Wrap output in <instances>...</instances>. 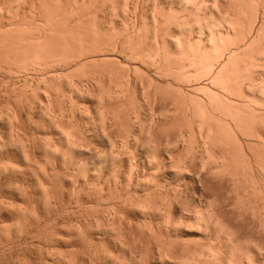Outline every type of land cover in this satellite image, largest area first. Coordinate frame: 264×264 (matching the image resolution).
Returning <instances> with one entry per match:
<instances>
[{
  "label": "bare ground",
  "instance_id": "obj_1",
  "mask_svg": "<svg viewBox=\"0 0 264 264\" xmlns=\"http://www.w3.org/2000/svg\"><path fill=\"white\" fill-rule=\"evenodd\" d=\"M35 1L39 6L32 4L38 8L31 4L29 14L23 10L31 21L25 14V21L22 17L17 24H11L13 27L8 25L9 29L0 25L6 29L0 28V75L6 74L11 79L5 80V90L0 93L5 104L1 107L0 101V126L10 130L6 133L9 138L3 136L13 141L8 145L14 141L22 144L24 137L20 135L24 132V136L27 133V138L30 137L27 129L31 127L47 128V131L58 128V132L64 133V136L60 134L61 140L65 137L67 149L74 150L79 158L65 155L73 153L63 152L64 147L59 152L61 158L71 157L67 158L71 162L63 161L66 164L62 169L76 163L72 174L75 179L70 181L76 182L82 176L83 186L79 190L84 192L85 201L78 190L76 204L85 203L86 207L76 220L74 212L56 208L63 202L56 193L57 170L48 160L52 154L57 157L56 149L61 151L55 145L58 139H53V147L50 142L46 144L52 147L48 150H43V146L51 138L41 142L43 157L48 152L51 154L50 158L40 155L44 159L41 163L46 165L43 167L41 159L32 157L29 149L22 150L27 148L25 137V147L20 145L24 152L21 157L25 158L22 162L30 165L33 158L34 164L35 161L41 164H36L37 167L47 169V162L51 169L54 165L50 178L55 185L48 179L49 169L44 176L42 168L32 166L33 163L30 166L34 169L28 166L29 171L34 170L31 172L35 178L41 174L36 185L42 187L43 180H49L50 188L45 184L46 189L43 187L41 192L44 204L40 203L44 206L40 213L34 208L38 204L31 205L32 196L30 199L25 194L27 186L20 184L21 191L10 189L13 190L10 194H16L22 201L17 202V208L11 207L10 202L5 212L17 209L14 212L22 220L10 218L13 225H18L13 226L17 230L10 229L12 224L0 226L2 229L8 226L5 232L16 231L12 239L10 231L5 239L9 242L0 246L3 253L0 264L5 250L11 251L14 245L21 247L28 239L36 240L35 233L38 237L45 231L43 226L56 224L63 214V222L69 225H66L68 238L84 244L86 255L83 253L79 259V253L80 256L59 252L57 255L54 251V255L46 252L47 255L35 258L10 255L11 259L6 256L4 262L8 259L12 264H264V0H147L151 1L149 16L143 15V8L142 14H138L140 0H79V4L77 0ZM129 2L134 16L132 20L128 17L131 23L125 18L129 14ZM19 3L13 9L14 16L17 13L15 19L21 9L16 6ZM171 3H176L179 9H173L177 6L171 7ZM106 6H109V18L107 14L101 17ZM7 7L11 13L12 8ZM34 75L39 81L33 86ZM56 77H59L57 82ZM75 77L79 79L75 81ZM58 82L61 85L57 88ZM63 82L71 88L68 93L61 88ZM73 93L81 103L72 98ZM68 99L72 117L79 111L84 116L90 115L92 103L95 105L97 114L88 117V124L92 125L89 133L83 134L69 120L72 130L67 131L68 125L66 130L61 129ZM33 114L40 116L34 119ZM38 135V139L33 136L40 142L41 134ZM33 136L28 141H34ZM5 139L3 142L0 138V146L9 142L5 143ZM84 140L91 146L99 141L106 149L95 157V148L93 153L84 150ZM8 145L5 146L11 147ZM82 157L91 161L90 174L84 170L86 160ZM12 167L13 171L18 170L16 176L25 168ZM35 167L39 174H35ZM23 172V179L18 177L20 183L26 178ZM8 181L6 185L11 187ZM23 201L31 207L25 209ZM13 220H17L15 224ZM124 221L127 229L122 227ZM132 233L142 242L137 247L140 255L131 250L136 247L131 245ZM54 235L51 233L49 237ZM57 236L59 239L60 235ZM110 243L129 255L125 251L124 255H119L121 251L117 255L107 254L105 250ZM153 243L157 246L156 255H150Z\"/></svg>",
  "mask_w": 264,
  "mask_h": 264
},
{
  "label": "rangeland",
  "instance_id": "obj_2",
  "mask_svg": "<svg viewBox=\"0 0 264 264\" xmlns=\"http://www.w3.org/2000/svg\"><path fill=\"white\" fill-rule=\"evenodd\" d=\"M2 1H3V0H0V3H1L0 5L3 6V8H2V6H0V9L2 10V13H0V18H1V19H0V25H1L2 27H6V28H8V25H9V27H10L11 24H13V25H14V24H17V22H20L21 20L24 19V15L29 11L32 2H34L33 4H37V3H36L37 1H35V0H32V1H31V0H30V1H29V0H25V2L27 1V2L29 3V5H28V3H27V4L24 3V4H26V6H25V5L23 4L24 1L22 2V5H21V3L17 2V1L14 2V1L11 0V1L14 3V4H13V7H12V5H11L12 2H11V1H10L11 3L9 2L10 5H8L9 3L6 5V3H7L8 0H4L5 2L3 1V3H5L6 6H4V4L2 3ZM47 1H48V0H47ZM70 1H71V0H70ZM75 1H76V0H75ZM142 1H144V2L146 1V2H145V3H144V2L141 3ZM20 2H21V1H20ZM30 2H31V3H30ZM76 2L78 3L79 0H77ZM150 2H151V1L140 0V6H139V9H138V10H140V12L138 11V14H139V15H141L142 13H143L144 16H145V14H146L147 16L150 15V13H151V7H150L151 3H150ZM15 3H16V4H17V3L20 4V6H18L19 4L16 5L18 8L21 7V9L19 8V9H18L19 11H17L19 14H18V17H16V19H15V16L17 15V13H16V15L14 16V13L16 12V11H14V10L17 9V8L15 9V7H14V6H15ZM33 4H32V6H33ZM78 4H79V3H78ZM144 4H146L147 6H146V5L144 6ZM171 4H173V3H171ZM174 4H175V6H174ZM174 4L171 5V7H176V6H177L176 3H174ZM23 5H24L25 7H28V8H25ZM37 5L39 6V2H38ZM131 5H132V4L129 2V12H128L129 14L125 16V18H127L126 21H127V22L130 21V23H131L132 18L134 19V16H133V9H132ZM141 5H142V7H141ZM7 6H9L10 8H12L11 13H10V10H7V9L5 8V7H7ZM22 6H23V9H22ZM35 6H36V5H35ZM35 6H33L34 9H35V8H38V6H36V7H35ZM9 7H7V8H9ZM4 8L7 10V12L9 11V14H11L10 16L8 15L7 12H4V11H6V10H4ZM10 8H9V9H10ZM24 8H25V9H24ZM108 8H109V6H106V7H105V12H104L103 14H101V17H103L102 15H104V14H105V15H104L105 17H106V14L108 15L106 18H109V17H110V15H109V14H110V13H109L110 11H107ZM142 8L144 9V10H143L144 12L142 11ZM13 9H14V10H13ZM173 9H179V7L177 6L176 8H173ZM20 10H21V11H20ZM23 10L26 12L25 14H24V11H23ZM26 10H27V11H26ZM131 10H132V11H131ZM141 11H142V13H141ZM149 11H150V12H149ZM12 12H13V13H12ZM22 12H23V13H22ZM106 12H107V13H106ZM130 12H131V14H132L133 17H132V16L130 17ZM148 13H149V14H148ZM6 14H7V15H6ZM12 14H13V17H12ZM21 14H22V15H21ZM28 14H29V12H28ZM28 14H26V17H25V18L29 20V16H28ZM1 15H2V16L4 15V16L2 17ZM5 15H6L7 17H6ZM19 15H20L21 17H20ZM4 17H5V18H4ZM8 17H10V19H9ZM22 17H23V19H22ZM128 17L131 18V20H129ZM36 18L38 19V17H36ZM26 19H24V21H25ZM30 19H32L31 16H30ZM37 19H35V20H37ZM11 20H12L13 22H12ZM16 20H17V21H16ZM19 20H20V21H19ZM28 20H27V21H28ZM8 21H9V23H8ZM15 21H16V22H15ZM27 21H26V22H27ZM29 21H31V20H29ZM14 22H15V23H14ZM130 23H129V24H130ZM13 25H11V26L13 27ZM1 26H0V28H1L2 30H6V29L2 28ZM10 28H11V27H10ZM8 29H9V28H8ZM197 31H198V30L195 29V31H194L195 34H196ZM193 36H196V35H193ZM137 65H138V64H137ZM141 69L145 70V67H141ZM57 71H59V70L57 69ZM60 72H61V71H60ZM58 73H59V72H58ZM56 74H57V73H56ZM3 76H4V77H3ZM56 76H57V75H56ZM5 77H6V78H5ZM36 77H37V76L34 75V76H33V79L31 78V80L34 81V82L32 83L33 86L37 84V83L35 84L36 81H37V82L39 81V78H36ZM8 78H9V77H8L6 74H2V73H1V75H0V84H1V85H0V88H1L0 93H1V92H4L5 87H6V86L4 85V84H5V80H6V79L8 80ZM56 78H58V80L56 79V82L59 81V77H56ZM19 79H22V78H19ZM36 79H37V80H36ZM76 79L78 80L79 78H78V77H77V78L75 77L74 80L77 81ZM10 80H11V79L9 78V81H10ZM3 81H4V83H3ZM9 81H7V82H9ZM12 81H14V79H12ZM12 81H11V82H12ZM21 81H22V80H20V82H21ZM61 81H63V80H60V82H61ZM60 82L56 83V85H57L56 87H57V88L60 87V85H61ZM59 84H60V85H59ZM3 85H4L5 87H3ZM63 85L66 86V87H64ZM187 85H188V84H187ZM67 86H68V85L66 84V82H63L61 88H65V91L68 93V92L70 91L71 88L69 89V87H67ZM184 87L187 88L186 85H185ZM61 90H62V89H61ZM56 92L58 93L59 91H56ZM75 94H76V93H73V95H74L75 97L72 95V98H74V100L77 101V103H78V102H80L81 100H79V99H80V98H78L79 96L77 97V94H76V95H75ZM1 95H2V94H0V96H1ZM58 95H59V94H58ZM1 98H3V96H1ZM1 98H0V101L2 102V99H1ZM77 99H78V100H77ZM86 101H88V100H86ZM1 102H0V103H1ZM66 102H67V100H66ZM66 102H65V106H64V107L67 109V110L65 109V112H64V113H65L64 115H65L66 118H65V120H64L65 123L63 122L65 125L62 124L61 129H65V130H66V128H67L66 125H68V128H69V129L67 128V131H68V130L71 131V130H72V129H71V126L74 125V124L76 123L77 126H78V128H79V129H78L79 131H81L83 134H84L85 132H86V133H89L90 129H92V128H91L92 125L90 126V125L88 124V123H89V122H88V121H89V118H88V117H89L90 115H91V116H92V115L94 116L95 114H97L96 112H94V110H95V109H94V108H95V105H93V103H92L91 106L94 107V108H93V110H90V111L93 112V113L91 112L90 115H88V116L85 115V116H84V113H81L80 111H79L78 113H81V114H78V113H77L78 110H77V111L75 112V114L77 113V115H74V117H72V116H73V113H71L72 110L70 109L71 107H70V105H69V104H70V103H69V99H68V102H67V103H66ZM2 103L4 104V102H2ZM2 103H1V107H2V106L5 107V104L2 105ZM80 103H81V102H80ZM88 103H89V101H88ZM85 104H86V102H85ZM66 105H67V106H66ZM89 105H90V104H89ZM4 109H5V108H4ZM91 109H92V108H91ZM82 111L84 112V110H82ZM95 111H96V110H95ZM94 113H95V114H94ZM70 114H71L72 116H71ZM82 114H83V115H82ZM37 115H38V114H36V115L33 114V115H31V117L34 116L33 118H34V119H35V118L37 119V117L40 116V115H38V116H37ZM76 116H77V118H75ZM82 116H84V118H83ZM71 117H72L73 119H72ZM86 117L88 118V120H87ZM39 118H40V117H39ZM94 118L97 119L98 117L95 116ZM67 120L70 121V124H72L71 126H70V124H69V121H67ZM81 120H82V121H81ZM86 120H87V121H86ZM84 121H85V122H84ZM78 122H79V123H78ZM76 124L73 126L74 128H75ZM82 124H83V125H82ZM63 125H64V128H63ZM85 125H87V126L85 127ZM88 125H89V126H88ZM0 127H1V128H0V134L2 135V136L0 135V138H1V139L3 140V142H4L5 137H7V136H8L7 138L10 137V135H7V134L10 132V130L8 131L7 127H5V129H4V128H3L4 126H0ZM73 127H72V128H73ZM89 127H90V128H89ZM84 128H86V129H84ZM29 129H30V130H29ZM29 129H27L28 131H30V133L27 131V132L29 133L28 136L32 137L33 135H36V138L38 139V137H39L38 134H41V135H40V138H39V139H41V141L39 142L37 139H36V140H37V141H36V140H35V136H33V137H34L33 140L36 141V142H35L36 144H33L34 141H32V142L28 141V140H31L32 138L28 137V138H30V139H28V138H27V133H26V136H24L25 133L23 132V133H24V134H23V133L21 132V133L23 134V136H22L21 133H20V134H21L20 136H21V138L24 137V138H23L24 140L22 139L24 142L26 141V140H25V137L27 138V141H26V143H25V144H26L25 146H27V148H22V150L24 151V150H26V149H29V150H27V151H29V154L32 153V154H31L32 157H34L35 159H36V158H37V159H41V160H39L40 163H41L42 161L44 162V159H43V158H47V157H45V156H48V158L51 157V154H50L47 150L50 149L51 146L53 147V145H54V141H53V139H58V140H56V144H55V145H56V148H59L60 150H61V149L63 150V148L65 147L66 150H63V152H65V151H72L71 153H73V154H69V152H67L68 154H67L66 152H65L66 154H65V153H64V154H65V155H69V156H72V155H73V158L75 157V158H77V159H75V158H74V159H75V160H78L79 157L77 156V154H75L76 152H75L74 150H68V149H67L68 146L66 145L67 143H66V142H63V141L65 140V137L63 138V139H64L63 141L61 140V137L64 136L65 134H64V133H61V131H59V132H60V133H59V132L57 131L58 128L56 129V131H57L58 133H57L56 131H54L55 129H53V131H52L51 128H50L48 131H47V128H46V129H42V130H41V128H38L37 130H35V128L33 129V127H31V128H29ZM2 130H3L4 133L2 132ZM6 130H7V131H6ZM32 130H34V133H33ZM44 130H45V132H44ZM59 130H60V129H59ZM78 130H77V131H78ZM38 131H40V133H39ZM49 131H51V132H49ZM84 131H85V132H84ZM87 131H88V132H87ZM43 132H44V133H43ZM47 132H48V133H47ZM52 132H53V133H52ZM6 133H7V134H6ZM31 133H33V134H31ZM49 133H51L50 136L53 135V138L49 136ZM54 133H55V136H56V137L60 136V138H54V137H55V136H54ZM56 133H57V134H56ZM73 133H74V132H73ZM5 134H6V135H5ZM47 134H48V136H47ZM60 134H61V135L63 134V135L61 136ZM4 135H5V137H3ZM31 135H32V136H31ZM42 135H44V136H42ZM45 135H46L47 137H46ZM72 136H73V135H72ZM42 137H46V138H42ZM7 138L5 139V143H6V141L8 140ZM48 138H49V139L51 138V139L49 140ZM43 139H44V140H45V139L49 140V141H46V140H45V142H47V143H45L44 146H43V144H42V143H44V140H43ZM10 140H11V138H10ZM15 140H16V138H15ZM8 141H9V140H8ZM23 141H22V142H23ZM42 141H43V142H42ZM52 141H53V144L51 143ZM61 141H62V142H61ZM65 141H66V140H65ZM11 142H13V141H9V142H7L5 145H8V143H11ZM14 142H15V143H13L14 145H13V144H12V145H13V147L15 146V148H13L11 144H9V145H11V147H10L9 145H8L9 147H7V146L3 145V143H2V145L0 146L1 149L3 148L2 151L0 152V171H2V172H0V176H1V179H0V187L2 186L1 189H0V196H1V197H0V200H3V201H0V206H1V207H0V214H1V215H0V220L3 219L2 221H0V226H1V225H2V227L5 226V225H6L5 223H7V224L10 225V224H12V220H11V219H14V220H15V219H18V216H17L16 213H15V212L17 211V209L14 210L13 208H11V209H13V210H10V208H9L8 210L13 211V212H12V213L9 212L8 214H6L5 211H7V208H6V207H8V206L10 207V204H9L10 202L13 203V205L11 204V207H15V206H17L18 203H20V202L22 201V200H21V201L18 200V198L15 196L16 194H14L13 192H12L13 194H10V192L13 191V190H10V189H14V190H15V189H16V190L18 189V190L21 191V190H22V187H21L20 184H23V185H22L23 187L27 186V189H26V188H23L24 190H25V189L27 190V191H26L27 193H26L25 191H22V192H25V194H27V195L29 194V198L32 196V197H31L32 199L30 198L31 201H32V202H31L32 207H33V206H36V205L38 204L36 207H34V208H37V210H38V211H36V209H35L36 213H40L39 211H40V210H41V211L43 210V209H42V206H44V205H43V204H44V202H43V201H44V198L42 197V196H43V195H42L43 193H41V192L43 191V187H45V186H44L45 184H46V186H47L48 188H50V185H48V184H49V183H48V182H49L48 179L51 180L50 177H53V176H52V175H53L52 170H53L54 168L57 170V171H56L57 174H58L59 172H60V173H59L58 175L56 174V178L58 177L57 180H56V182L54 181L53 178H52L51 182L53 181V182H55V184L57 185V186H56V191H57L56 193H58L57 196H60V197H61V201L63 202V205H60V207H58L59 204H57V205H56V208L61 209V208L64 207L68 212H70V213L74 212L75 214H74L73 216H75V220H76L77 215H78V214H79V215L81 214V213H80L81 210H85L86 204H85V203H81V204H79V205L76 204V198H78V196H79L78 194H79L80 192H81V193H80V197L84 199L83 201H85V197H83V196H84V192H82L81 190H79V188L83 186V184H82V183H83V182H82L83 179H81L82 176H81V178H80V177H79V178L77 177L79 180L76 179V180H75L76 182H74V181L71 182V181H70V180H72L71 178L75 179V177L72 176V174H74V173H73V168L76 169V167H77V166H74L76 163L73 165V163H74L75 160L72 158V160H73V161H72V165H73V166H71V165L68 166V164H67L66 167H65L66 169L63 170L62 168H63V166H65V164H66V163H63V161H64V162H65V161H66V162H67V161L69 162V161H70L69 159H71V157H68V156H67V157L65 158V155H64V157H63L64 160H63V158H61L63 155L61 156V153H59V152H62V150H61V151H58V150L56 149V155H57V157H56V156L54 157V155L52 154V156H53V157H51L52 159H49V160L47 159L48 162L52 161L51 164L53 163V164L55 165V167H54V165H52V169H51V165H50V163H48L47 160L45 159V160H46L45 162H47V165H48V166L50 165L49 168H48V166H47V169H49V173H48V171H46V170H47L46 168L37 167L38 165H36V164H40V163H38V161H35L36 163L34 164V163H33L34 161L32 160L33 158L30 159V160H31L30 165H32L31 163H33L32 166H36V167L39 168V169L42 168V169H40V170H41V174H42V170H43V174H42V175L46 176V175H45V172L48 173V175H47V176H49L48 179L45 178V179L43 180V181H44V182H43L44 185H42L43 183H41V182H42V181H41L42 179H39V181H40V183H41V185H42V187H41V186L36 185V184H37V181H38L37 178H39V176L41 175V174H39V173H40V172L38 171L39 169L36 170L37 168L35 167V172H36L35 174H39V175H37L38 177L36 176V178H35V176H33L34 174H32V172H31V171H34V170H33L34 167H32V166H30V165H26V164H28V163H26L25 165H24V163H23L24 160H25V158H24V157H21V156H23L22 154L24 153V152L22 153L21 146H22V145L24 146V144H23L24 142L22 143V142H21V139H20V142H21L22 144L18 143L19 141L17 142L18 144L16 143V141H14ZM27 142H28V143H27ZM29 142H30V143H29ZM41 142H42V143H41ZM49 142H50L51 146L46 145V144H49ZM58 142H59V143H58ZM84 142H85V143H84ZM0 143H1V140H0ZM40 143H41V144H40ZM82 143H83L82 145H84V146H83L84 150H89V151L91 150V152H92L94 148L96 149V150L93 151V152L96 151V153H94V156H95V157L99 154V152H100V154H101V153H102L101 151L103 150V148L106 147L105 143H104L105 147H103V146H102L103 144H101V143L98 144L99 141H95V142H94L96 145H95L94 143H91L92 146H91L90 144H88V143H90V142H88V141L86 142V140H84ZM15 144H16L18 147H17ZM58 144H59V145H58ZM61 144H62V145H61ZM63 144H64V145H63ZM20 145H21V146H20ZM37 145H38V147H37ZM45 145H46L47 147H46ZM60 145H61V148H60ZM94 145H95V147H93ZM97 145H98V147H97ZM3 146H4V147H3ZM19 146H20V148H19ZM25 146H24V147H25ZM35 146H36V147H35ZM42 146H43V150H44V148H47V150H45V153L48 152L46 155H44V157H43V154H42L44 151H43V152L41 151V150H42V149H41ZM34 147H35V148H34ZM52 147H51V149H52ZM85 147H86V148H85ZM101 147H102V148H101ZM12 148H13V149H12ZM16 148H17V151H15ZM88 148H90V149H88ZM7 149H8V151H6ZM32 149H33V150H32ZM36 149H37V150H36ZM38 149H39V150H38ZM98 149H99V150H98ZM105 149H106V148H105ZM20 150H21V151H20ZM97 150H98V152H97ZM100 150H101V151H100ZM115 150H116V149H115ZM27 151H26V152H27ZM32 151H33V152H32ZM34 151H35V152H34ZM36 151H37V152H36ZM49 151H51V150H49ZM6 152L8 153V155H7ZM93 152H92V153H93ZM103 152H104V151H103ZM1 153H2V154H1ZM21 153H22V154H21ZM57 153H59V154H57ZM20 154H21V155H20ZM27 154H28V153H27ZM29 154H28V156H30ZM34 154H35V156H36V155H37V156L35 157ZM41 154H42V157H43V158L40 156ZM62 154H63V153H62ZM75 155H76V156H75ZM31 156H30V157H31ZM38 156H40L41 158L38 157ZM8 157H9V158H8ZM30 157H27L28 160H29ZM95 157H94V158H95ZM22 158H24V159H22ZM54 158H55V159H54ZM67 158H69V159H67ZM82 158H83V160H84V159L87 158V157L85 156V158H84V157H82ZM37 159H36V160H37ZM53 159H54V160H53ZM66 159H67V160H66ZM2 160H3V161H2ZM8 160H9V162H8ZM10 160H11V162H10ZM22 160H23V162H22ZM30 160H29V161H30ZM85 160H86L85 165H86V164H87V165H86V166L83 165L85 168H84V167H82V168H84V170L86 169V170L89 171V172L87 171L88 173H86V174H90V173H91L90 171H91V169H92V167H91V165H90L91 161H88V162H87V160H90V159H85ZM6 161H7V162H6ZM19 161H21V163H20ZM32 161H33V162H32ZM53 161H54V162L56 161V162L54 163ZM5 162H6V163H5ZM25 162H26V161H25ZM27 162H28V161H27ZM43 162H42V163H43ZM59 162H60V163H59ZM70 162H71V161H70ZM70 162H69V163H70ZM4 163H5V164H4ZM8 163H10V164H8ZM13 163H14V164H13ZM15 163H16V164H15ZM22 163H23V164H22ZM42 163H41V164H42ZM6 164H7L9 167H8ZM12 164H13V165H12ZM17 164H18V166H17ZM19 164H20V165H19ZM41 164H40V165H41ZM45 164H46V163H45ZM63 164H64V165H63ZM2 165H4L5 168H7V169H3L4 167H3ZM14 165H15V168L17 167L16 169H20V167H22V168L25 167L26 169H25V168H24V170L20 169L19 172H18V175L16 176L15 173H17L16 171H18V170L13 171L14 168H13L12 166H14ZM40 165H39V166H40ZM89 165H90V167H89ZM19 166H20V167H19ZM26 166H27V167H26ZM28 166L32 167L33 169H32L31 171H29L31 168L28 169ZM41 166H43V164H42ZM92 166H93V165H92ZM1 167H2V170H1ZM11 167H12L13 169H10ZM43 167H46V165H44ZM53 167H54V168H53ZM8 169H9L10 171L12 170L14 173H13L12 171L10 172ZM50 169H51V170H50ZM60 169H61V170H60ZM67 169H68V171H67ZM89 169H90V170H89ZM6 170H8V172H7ZM21 170H22V171H21ZM27 170H28V171H27ZM44 170H45V171H44ZM59 170H60V171H59ZM23 171H24V172H23ZM58 171H59V172H58ZM3 172H4V173H3ZM5 172H7V173H5ZM9 172H10V175L8 174ZM21 172H23V173H22L23 175H24V173H25L24 176H25L26 178H24V180L21 181V183H20V181H19L20 179H19V178H21V180L23 179V178H22V175H21ZM27 172H28V174H27ZM29 172H30V173H29ZM37 172H38V173H37ZM50 172H52L51 175H50ZM76 172H77V170L75 171V173H76ZM83 172H85V171H83ZM11 173H12V174H11ZM13 174H15V176H13ZM26 174H27V176H26ZM63 174H64V175H63ZM69 174H70V175H69ZM81 174L83 175L82 172H81ZM81 174H80V175H81ZM7 175H8V176H7ZM11 175L13 176V178L11 177ZM30 175H31V176H30ZM67 175H68V176H67ZM24 176H23V177H24ZM28 176H29V177H28ZM64 176H66L67 178L64 177ZM78 176H79V175H78ZM5 177H6V179H5ZM15 177H16V178H15ZM18 177H19V178H18ZM30 177H31V178H30ZM32 177H33V178H32ZM59 177H60V178H59ZM2 178H3V179H2ZM17 178H18V179H17ZM41 178H44V177L41 176ZM68 178H69V179H68ZM14 179H15L16 181H15ZM36 179H37V180H36ZM66 179H67L68 181H67ZM8 180H10V181H8ZM12 180H13V181H12ZM46 180H47V182H46ZM58 180H59V181H58ZM7 181L9 182L8 184H10V185H12V186H13L14 183H15V184L19 183V184H17L18 186L14 184V187L11 188L12 186L10 187L9 185H6V184H7ZM25 181H26V182H25ZM61 181H62V182H61ZM11 182H12V184H11ZM16 182H17V183H16ZM22 182H23V183H22ZM53 182H52L51 184H52V185H55ZM70 182H71V184H70ZM73 182H74V183H78V184H75V185H74V184H72ZM38 183H39V182H38ZM40 183H39V184H40ZM59 184H61V185H59ZM80 184H81V185H80ZM19 185H20V186H19ZM32 185H34L35 188H34V186H32ZM52 185H51V186H52ZM7 186H8V187H7ZM16 186H17V187H16ZM36 186H37V187H36ZM72 186H73V187H72ZM18 187H19V188H18ZM38 187H40L42 190H41L40 188H38ZM60 187H61V189H60ZM62 187H63V188H62ZM71 187H72V188H71ZM76 187H77V188H76ZM8 188H9V189H8ZM69 188H70V189H69ZM73 188H74V189H73ZM30 189H31V190H30ZM35 189H36V190H35ZM39 189H40L41 191H39ZM45 189H46V187H45ZM58 189H59V192H58ZM66 189L68 190V192H67ZM80 189H81V188H80ZM54 190H55V189H54ZM73 190H74V191H73ZM78 190H79L80 192H79ZM85 190H86V188H85ZM36 191H37L38 193H37ZM77 191H78L79 193H78ZM18 192H19V191H18ZM35 192H36V193H35ZM73 192L77 193V197H76V194H75V193H74V196L72 197V193H73ZM30 193H31L32 195H31ZM40 193H41V194H40ZM59 193H61V194H59ZM12 195H13V196H12ZM33 195H34V196H33ZM37 195H38V196H37ZM41 195H42V196H41ZM70 195H71V196H70ZM10 196H11L12 198H11ZM14 197H15V198H14ZM36 197H37V198H36ZM38 197H39V198H38ZM40 197L43 198V201H42V198H40ZM60 197H57V198L60 199ZM29 198H28V196H27L26 199L29 201V200H30ZM35 199H36V200H35ZM27 200H26V201H27ZM34 200H35V201H34ZM81 200H82V199H81ZM19 201H20V202H19ZM41 201H42V202H41ZM2 202H3V203H2ZM17 202H18V203H17ZM40 202L43 203L42 206H41V203H40ZM62 202H61V203H62ZM25 203H26V202H25ZM25 203H24V201H23V206H25ZM32 203H35V205H33ZM39 203H40V204H39ZM1 204H2V205H1ZM21 205H22V204H21ZM31 205L29 204L30 207H31ZM19 206H20V205H18V207H19ZM26 206H27V205H26ZM26 206H25V209L29 207V206H27V207H26ZM61 206H62V207H61ZM15 208H17V207H15ZM20 208H21V207H20ZM34 208H33V209H34ZM43 208H44V207H43ZM5 209H6V210H5ZM23 209H24V207H23ZM39 209H40V210H39ZM14 211H15V212H14ZM1 212H2V213H1ZM13 213H14V216H15V215L17 216V218H16V216H15V217L13 216L14 218L12 217ZM82 213H83V211H82ZM11 214H12V215H11ZM62 214H63V213H62ZM8 215H9L10 217L7 218ZM26 215H28V213H27ZM2 217H3V218H2ZM61 217H62V219H61V218H58L59 221H58V222L56 221V224H54V225H53V224H49L48 226H45L46 229H45L44 226L42 227L45 231L42 230V231H41V234L38 232L40 235H38V233H37V235H38V237H40V239L36 236V233H35L34 239H36L37 241H36V240H33V239H32L33 241H32L31 239H28L29 241H30V240L32 241V242L27 241V242H28V243H27L28 245H27V244H23L21 247H20V246H19V247H18V246L16 247V246L14 245L11 251H7V250H5L6 253H4V254H6V255H5V257H4L3 259L5 260V259L7 258L6 256L10 257V255H15V256L17 255V257H18V256L20 257L21 255H26L27 257H32V256H33V257L35 258L36 255H47V253H48L49 255H51L54 251H55V252H54L55 254H57V253L59 252L60 255H61V254H62V255H63V254H64V255H74V254L76 255V254L79 253V254L81 255V257H79V259L82 258L83 253H84V255L87 254V251H86L87 248H86V246H85L84 244H80L81 242H78V241L75 242V240L72 241V240L74 239L73 237L70 238V239L68 238V236H67V235H68V234H67V233H68V227H66V225H67L66 223H67V222H66V223L63 222L64 214H63ZM4 218H5L7 221H6ZM10 218H11V219H10ZM73 218H74V217H73ZM10 220H11V221H10ZM14 220H13V223L15 224L17 220H16V221H14ZM18 220H20V219H18ZM21 220H22V219H21ZM21 220H20V221H21ZM5 221H6V222H5ZM20 221H19V223H20ZM19 223H18V224H19ZM122 223H123L124 225H123ZM122 223H121V225H123L122 227H124V228L127 229L128 225L126 224V222L124 221V222H122ZM3 224H4V225H3ZM63 224H65V226H64ZM55 225H56V226H55ZM60 225H62V226H60ZM13 226H18V225H13V224H12V226H11V225L9 226L10 229H12V228H13V230H14V228L16 229V227H13ZM67 226H69V225H67ZM6 227H8V226H6ZM6 227H4L5 229L3 228L4 230H3L2 228H0L1 231H2V232L0 231V242H1V243H0V246H1V247L5 246L6 243L9 242V241L6 242L5 239L7 240L8 236H9L8 233H10L11 230L9 231V228H8L7 231H9V232H5ZM54 227H55V228H54ZM61 227H62V228H61ZM17 228H18V227H17ZM52 228H53L54 230H51ZM64 228H67V230L64 229ZM60 229H61V230H60ZM63 229H64V230H63ZM16 230H17V229H16ZM40 230H41V229H40ZM51 231H52V232H51ZM54 231H55V232H54ZM63 231H64V232H63ZM3 232H4V233H3ZM13 232H14V233H13ZM15 232H16V231H11L12 234H10V237H11L10 239H12V237H13L14 234H15ZM42 232H43V233H42ZM2 233H3V234H2ZM5 233H7L8 235H6ZM49 233H50V234L53 233V236H55L54 234H56V237L51 236V237H53V239H51V237H49V236H50ZM62 233H63L64 235H63ZM1 234H2V235H1ZM43 234H44V235H43ZM48 234H49V235H48ZM58 234L61 236V237L59 236V239H58V236H57ZM4 235H5V238H4ZM65 235H66V236H65ZM131 235H133V238H134L135 241H136L138 237L135 236V234H133V233H132ZM2 236H3V237H2ZM41 236L44 237V238L47 237L48 239L46 238V239L44 240V239H42ZM134 236H135L136 238H135ZM35 237H36V238H35ZM62 237H63V238H62ZM66 237H67L69 240H68ZM49 238H50L51 240L54 241L53 244H52L53 241H52V242H51V241L49 242V240H50ZM56 238H57V239H56ZM61 238L63 239V241L65 240V241H64V244L62 243L63 241H62ZM131 238H132V236H131ZM133 238H132L133 241H131V242H133V244H131V245H133L132 247H135V246H136V247H135L136 249H135V248H132L131 245H130V247L132 248L131 250H132L133 254L137 252L135 255H140V254H139V251L137 250V247L140 248L139 246H142V242H139V241H141L140 239H138L139 241L137 240L138 242H137V241L135 242ZM10 239H9V240H10ZM41 240H42V241H41ZM46 240H47V242H45ZM58 240H60V241H58ZM67 240L69 241V243H67V242H68ZM4 241H5V242H4ZM40 241H41V242H40ZM70 241H71V242H70ZM55 242H56V244H55ZM65 242H66V243H65ZM134 242H135V243H134ZM4 243H5V244H4ZM44 243H45V244H44ZM49 243H51L52 246H51ZM76 243H78V244H76ZM72 244H73V245H72ZM134 244H135V245H134ZM136 244H137V245H136ZM47 245H48V246H47ZM49 246H50V247H49ZM71 246H72V247H71ZM79 246H80V247H79ZM1 247H0V248H1ZM22 247H23V248H22ZM26 247H27V248H26ZM45 247H47V248H45ZM53 247L56 248V249H54ZM156 247H157V246H156L154 243L151 245V251H152V252H150V255H153V254L156 255V254H157V248H156ZM19 248H20L21 250H20ZM28 248H29V249H28ZM48 248H49V249H48ZM81 248H82L83 250H85V252L82 251ZM1 249H2V248H1ZM13 249H14V250H13ZM24 249H25V250H24ZM39 249H42V250L39 251ZM46 249H47V250H46ZM50 249H51V250L53 249L52 252H50V251H51ZM120 249H121L120 247L117 248V246H115L113 243H110V244L108 245V247L106 248L105 251H106L107 254L110 253V255H117V253H118L119 251H121V252H120L121 254H119V255H124V254H122V253H123L125 250L122 251V250H120ZM16 250H17V251H16ZM23 250H24V251H23ZM43 250H44V251H43ZM48 250H49V252H48ZM57 250H58V251H57ZM76 250H77L78 252H77ZM134 250H135V251H134ZM0 251H2V250H0ZM26 251H27V252H26ZM56 251H57V252H56ZM72 251H74V252H72ZM81 251H82V252H81ZM8 252H9V253H8ZM18 252H19V253H18ZM39 252H40V254H39ZM46 252H47V253H46ZM64 252H65V253H64ZM67 252H68V253H67ZM41 253H42V254H41ZM54 253H53L52 255H54ZM59 253H58L57 255H59ZM70 253H71V254H70ZM151 253H152V254H151ZM1 254L3 255V253H0V258H1ZM79 254H78V255H79ZM126 254L129 255V252H128V251H125V255H126ZM133 254H132V255H133ZM80 255H79V256H80ZM12 257H14V256H12ZM84 257H85V256H84ZM84 257H83V258H84ZM34 258H33V259H34ZM3 259H2V260H3ZM9 259H11V257H10ZM31 259H32V258H31ZM79 259H78V260H79ZM85 259H87V258L85 257ZM2 260H1V261H2ZM4 260L2 261V264H5V263L7 264V261L9 262L8 259H7L5 262H4ZM16 261H17V260H16ZM3 262H4V263H3ZM10 262H11V260H10ZM10 262H9V264H12V263H10Z\"/></svg>",
  "mask_w": 264,
  "mask_h": 264
}]
</instances>
